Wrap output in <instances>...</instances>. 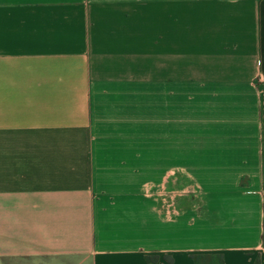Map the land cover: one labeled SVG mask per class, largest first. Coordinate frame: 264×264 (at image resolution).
Wrapping results in <instances>:
<instances>
[{
  "label": "crops",
  "instance_id": "crops-1",
  "mask_svg": "<svg viewBox=\"0 0 264 264\" xmlns=\"http://www.w3.org/2000/svg\"><path fill=\"white\" fill-rule=\"evenodd\" d=\"M0 264H264V0H0Z\"/></svg>",
  "mask_w": 264,
  "mask_h": 264
},
{
  "label": "trees",
  "instance_id": "trees-1",
  "mask_svg": "<svg viewBox=\"0 0 264 264\" xmlns=\"http://www.w3.org/2000/svg\"><path fill=\"white\" fill-rule=\"evenodd\" d=\"M197 259V261H198V258H196ZM219 262H221V258L219 259Z\"/></svg>",
  "mask_w": 264,
  "mask_h": 264
}]
</instances>
